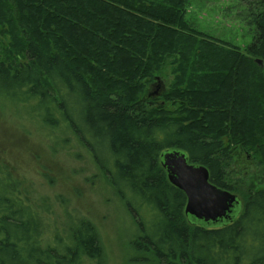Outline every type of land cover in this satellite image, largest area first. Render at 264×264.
Listing matches in <instances>:
<instances>
[{"label": "trees", "instance_id": "1", "mask_svg": "<svg viewBox=\"0 0 264 264\" xmlns=\"http://www.w3.org/2000/svg\"><path fill=\"white\" fill-rule=\"evenodd\" d=\"M238 1L252 25L244 51L196 32L190 0H0L6 109L52 146L87 151L134 220L131 264H264V190L230 224L203 227L160 163L183 151L231 193L232 146L259 151L264 169V0ZM168 70L169 89L149 93ZM0 175V264H107L68 201Z\"/></svg>", "mask_w": 264, "mask_h": 264}, {"label": "rangeland", "instance_id": "2", "mask_svg": "<svg viewBox=\"0 0 264 264\" xmlns=\"http://www.w3.org/2000/svg\"><path fill=\"white\" fill-rule=\"evenodd\" d=\"M243 7L238 0H190L187 20L196 32L244 51L252 42V25L239 16L245 11ZM172 82L168 70L166 77L150 85L148 91L160 94ZM6 89L0 85V171L9 173L21 189L28 188L33 196L48 197L52 203L57 196L68 201L71 208L95 225L106 263L131 264L128 241L134 232V220L120 208L87 151L52 146L33 124L6 109L13 102L10 98L15 97ZM31 107L36 109V104ZM245 148L249 158L229 151L233 163L227 172V183L241 203L249 192L264 190V169L256 161L260 152Z\"/></svg>", "mask_w": 264, "mask_h": 264}, {"label": "water", "instance_id": "3", "mask_svg": "<svg viewBox=\"0 0 264 264\" xmlns=\"http://www.w3.org/2000/svg\"><path fill=\"white\" fill-rule=\"evenodd\" d=\"M256 63L261 61L256 60ZM168 181L186 197L185 215L207 228L231 223L242 206L240 199L209 182V172L202 165L191 164L183 151L169 149L161 154Z\"/></svg>", "mask_w": 264, "mask_h": 264}, {"label": "flooded vegetation", "instance_id": "4", "mask_svg": "<svg viewBox=\"0 0 264 264\" xmlns=\"http://www.w3.org/2000/svg\"><path fill=\"white\" fill-rule=\"evenodd\" d=\"M245 147H246V145L243 142H239L237 146H233L229 151H233L234 153H237V155H245L249 158V155H248ZM262 176L264 178V171H263ZM263 181H264V179H263Z\"/></svg>", "mask_w": 264, "mask_h": 264}, {"label": "bare ground", "instance_id": "5", "mask_svg": "<svg viewBox=\"0 0 264 264\" xmlns=\"http://www.w3.org/2000/svg\"><path fill=\"white\" fill-rule=\"evenodd\" d=\"M4 59V58H3ZM160 163H161V159H160ZM161 166H162V163H161ZM162 168L164 169V171H165V173H166V170H165V168L162 166ZM209 172V171H208ZM169 182V181H168ZM170 183V182H169ZM171 184V183H170ZM239 198V197H238ZM240 199V198H239ZM242 208H243V206H241V208L239 209V212H238V214H237V216H239L240 215V213H241V211H242ZM230 224V223H229Z\"/></svg>", "mask_w": 264, "mask_h": 264}]
</instances>
